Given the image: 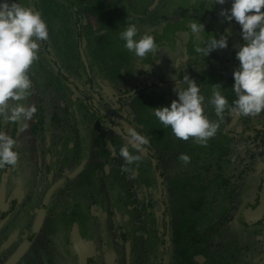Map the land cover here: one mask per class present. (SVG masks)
<instances>
[{"label":"trees","instance_id":"16d2710c","mask_svg":"<svg viewBox=\"0 0 264 264\" xmlns=\"http://www.w3.org/2000/svg\"><path fill=\"white\" fill-rule=\"evenodd\" d=\"M28 2L41 12L49 38L30 69L26 104L37 113L22 129L21 121H0L19 152L15 169L0 170V264H264V113L242 117L226 109L220 118L205 103L204 114L219 128L203 147L175 138L152 114L176 99L173 75L195 80L206 101L212 84L222 85L229 104L236 99L234 46L244 41L239 25L219 14L231 0ZM129 15L140 34L155 36V56L138 59L123 47L119 33ZM196 18L205 39L229 29L228 47L206 59L195 53L187 24ZM145 71L161 75L159 83L143 85ZM100 82L117 91L116 112L128 108L127 123L150 140L130 173L119 155L126 131L111 129V117L93 103ZM40 181L47 185L38 207L44 221L21 229L16 215L34 206ZM11 229L23 239L14 251L6 245Z\"/></svg>","mask_w":264,"mask_h":264},{"label":"clouds","instance_id":"9594fccd","mask_svg":"<svg viewBox=\"0 0 264 264\" xmlns=\"http://www.w3.org/2000/svg\"><path fill=\"white\" fill-rule=\"evenodd\" d=\"M226 2L227 0H212L214 5H224ZM262 9L264 0H231L230 8H222L219 13L226 22L234 21L239 25L240 38L244 41L243 44L234 46L238 66L232 72L231 90L236 99L231 104L223 95L221 84H212L211 96L206 101L195 80L188 75L182 80L172 76L176 99L167 106L152 108V114L160 124L170 127L175 138L181 141L192 138L200 146H207L209 139L216 135L219 123L210 121L204 114L205 103L211 105L220 118L226 109L231 114L242 117H256L264 113ZM134 19V16L129 15L125 28L119 33L123 47L138 59L148 54L155 56V36L150 33L140 34ZM187 29L195 42L193 51L205 59L212 52L228 47V36L231 34L229 29H225L224 34L218 38L209 33L205 39L202 35L206 33L204 25L197 18L189 21ZM48 38L46 21L28 0H13L10 4L6 0H0V121L19 123L23 119L26 122L37 113L35 104H26L27 98L32 94L30 69L38 59L40 42ZM129 93L135 95L134 92ZM121 134L128 140V145H122L119 149V155L124 160L122 170L130 173L131 166L141 159L138 153L147 149L150 140L134 127H129L126 133L123 131ZM16 144V139L0 130V170L15 169L19 161ZM178 160L188 164L190 157L181 154Z\"/></svg>","mask_w":264,"mask_h":264},{"label":"rangeland","instance_id":"374dc122","mask_svg":"<svg viewBox=\"0 0 264 264\" xmlns=\"http://www.w3.org/2000/svg\"><path fill=\"white\" fill-rule=\"evenodd\" d=\"M148 68H146V71H147ZM144 73V76L142 77L143 79V85H149L150 83L152 84H158L160 79H161V75L159 76H156V77H152L150 75V73L146 72ZM169 79V76L166 78V81ZM166 86V84L163 85L162 88H164ZM117 91L110 85L106 84V83H103V82H100L97 89L95 90V92L93 93V103L97 106V107H100L102 108V111H103V114L104 115H107V116H110L111 118L110 119H107L106 122L108 124L109 127H111V129H113L114 131L118 132L119 128H123L126 132L128 130L129 127H131L127 121H126V116H127V112H128V108H124L122 111H120L119 113H117L116 111L119 110L120 108V105L119 103L117 102ZM101 103L104 104V107L101 106ZM24 124H26L25 121H23V119H21V125H20V128L22 129V127H24ZM111 125V126H110ZM27 139L25 137H23V142L20 144L21 146V157H26V155H28V151L26 148V145H27ZM243 144H238V147H241V149L243 148L242 147ZM27 151V152H26ZM23 167V166H22ZM40 184V186L36 187L35 191H36V199L33 201L32 205L34 204V208L33 207H29V213H27V210H23L21 211L20 213L16 212V219H15V222L18 224H21L22 225V228L23 227H31V225H40L41 223H43L44 221V218H42V220L39 219V205H40V202H39V199L40 198H43L45 193H46V189H47V185L45 183H43L42 181L40 182H37ZM154 192H159V190H153ZM161 191V189H160ZM138 201H140L142 198H143V193L142 191H140L139 189H135L134 191ZM145 194V193H144ZM39 197V198H38ZM38 198V199H37ZM159 206L160 204H156V215L158 217V219L160 218V209H159ZM95 215H97L96 213H94ZM20 222V220H22ZM38 221V222H37ZM13 231L12 229L9 230V232ZM19 231V230H18ZM12 235H11V240L10 242H8L6 245L9 246V248L11 250H15L14 248L17 247H21L22 246V242H23V239L22 240H19L17 239V236L16 234H13V232H11ZM9 234V233H8ZM4 262V261H3Z\"/></svg>","mask_w":264,"mask_h":264}]
</instances>
